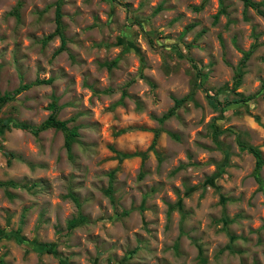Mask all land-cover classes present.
Listing matches in <instances>:
<instances>
[{"label": "rangeland", "instance_id": "obj_1", "mask_svg": "<svg viewBox=\"0 0 264 264\" xmlns=\"http://www.w3.org/2000/svg\"><path fill=\"white\" fill-rule=\"evenodd\" d=\"M36 79L51 82L0 108V264H264L242 146L264 159L263 16L241 0H0V94ZM54 100L69 151L60 130L14 126Z\"/></svg>", "mask_w": 264, "mask_h": 264}, {"label": "trees", "instance_id": "obj_2", "mask_svg": "<svg viewBox=\"0 0 264 264\" xmlns=\"http://www.w3.org/2000/svg\"><path fill=\"white\" fill-rule=\"evenodd\" d=\"M241 1H242L245 8H252L258 14H260L261 16L264 17V9L262 7L263 2H256L253 0H241ZM125 7H126V5L123 6V8H125ZM189 26L192 27L193 24H189ZM54 35H58L60 38V42H61L59 48L55 51V53H58L61 50L65 49V45H66V38L64 35V30H63L61 10H60V7L58 5L55 8V29L50 35H48V37H52ZM251 52H252L251 49L243 51L241 64H245V62L249 59ZM241 77H242L241 72L236 70L234 73V81H233V85L231 88L232 90L235 91L236 88L239 86L240 81H241ZM49 82H51V79H47V80L36 79L32 83H29V84L23 83L12 94H9V93L0 94V108L8 100L13 98L14 94H16L17 92L24 90V89H27L33 84L49 83ZM188 97H189L188 95H185L181 98H175L173 106L165 114H163L160 118H158V120L162 121L165 118H167L168 116L172 115L175 112V110L178 107H180L188 99ZM208 98H209V101H216L217 105L220 104V102H218V100L215 99L214 97H208ZM252 99H253V96H249L245 100L240 101L239 103H245V102L250 101ZM49 108L51 109L49 116L44 121H42L40 124L30 125V124H26V123H17L16 122V123H14V126H17L18 128H21L23 130L30 131L34 134L35 133L37 134V133H39L45 129H48V128H54V129L60 130L63 132V135H64V146L69 151L72 142L74 141L75 137L78 135V132L76 131V129H69L66 125V121L59 120L57 118V112L59 110V106L56 105L55 100L49 105ZM2 124H4V121H3V123L0 122V125H2ZM159 132H160L159 129L154 131V138H157V136L159 135ZM242 146L245 150H247L254 157L255 164H254V169H253V176H254V179L258 185V189L264 194V179L261 176V169L264 166V159L262 157V154H261L260 150L255 146L247 145V144H243ZM5 183L12 184L11 182H5ZM5 183H0V184H5ZM111 183H112V180H110V182H109V186L107 188L108 192L111 191ZM80 221H81V219H79V218L70 220L68 223V229L74 228ZM24 247H25V249H30L31 247L34 248L33 245H28V244H26ZM36 248H37V251L46 250L47 252H52V250H53V247L49 244H42V245L40 244Z\"/></svg>", "mask_w": 264, "mask_h": 264}]
</instances>
